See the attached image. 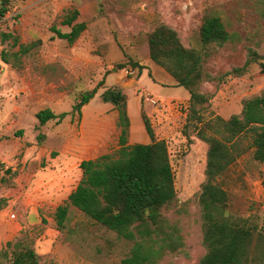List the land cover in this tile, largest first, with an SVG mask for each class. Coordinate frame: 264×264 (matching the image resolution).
<instances>
[{
    "label": "rangeland",
    "instance_id": "obj_1",
    "mask_svg": "<svg viewBox=\"0 0 264 264\" xmlns=\"http://www.w3.org/2000/svg\"><path fill=\"white\" fill-rule=\"evenodd\" d=\"M5 1L0 0V9L7 5L0 15V163L5 165L0 169V264L13 263L16 245L34 250L38 264H122L132 256L133 241L76 208H70L65 228L55 221L56 209L83 178L80 164L89 158L70 163L60 146L61 132L82 125L91 139L95 118L109 121V138L99 144L107 151L103 155L118 158V111L101 99L113 87L131 107L136 139L130 132L128 144L152 142L142 120V113L147 115L154 140L166 142L175 175V200L160 210L151 235L137 239H145L143 250L151 255L145 264H201L207 254L201 195L210 145L202 137L215 138L230 151L231 162L214 183L226 196L219 221L250 232L241 264H264V163L255 158L253 131L231 137L226 125L241 116L246 101L264 95V0ZM74 10L77 23L87 25L80 38L72 45L52 39L53 27L71 31L62 21ZM212 17L230 36L224 44L201 38ZM161 26L174 30L182 46L202 60L200 76L190 80L193 100L185 88L152 75L155 70L169 74L150 56V37ZM37 40L42 45L21 54L22 46ZM127 66L137 72L135 79L139 67L147 69L142 79L148 92L135 87ZM98 85L81 124L73 106ZM180 94L189 98L159 97ZM44 109L69 115L62 124L54 120L39 127L36 114ZM19 131L23 134L16 137Z\"/></svg>",
    "mask_w": 264,
    "mask_h": 264
},
{
    "label": "trees",
    "instance_id": "obj_2",
    "mask_svg": "<svg viewBox=\"0 0 264 264\" xmlns=\"http://www.w3.org/2000/svg\"><path fill=\"white\" fill-rule=\"evenodd\" d=\"M5 2L8 3L7 0ZM6 12L7 5H4L0 9V15H5ZM78 18L77 10L70 12L62 21V25L68 26L71 31L64 33L53 27L52 39L57 37L70 45L74 44L87 28L86 23H77ZM201 38L206 44H224L230 36L220 19L212 17L203 24ZM149 43L151 59L169 72L177 81V86L185 88L192 100L195 99L196 94L191 89L190 80L200 76L201 58L186 50L176 32L165 26L152 33ZM40 45L42 40L22 46L21 54H27ZM139 69L141 75L145 68ZM262 72L264 73V64ZM98 90L99 85L92 91L81 94L73 110L81 114L82 108L95 98ZM101 99L104 103L112 104L118 111V158L103 155L96 160L83 161L80 164L83 178L65 204L56 209L55 221L59 229L65 228L70 208H76L95 223L135 243L132 256L122 261V264L150 263L151 255L144 251L145 239H137L151 235L150 226L158 225L160 210L173 203L176 198L175 175L168 148L165 141L154 140L155 134L150 119L143 113V124L152 142L129 145L131 120L127 96L119 88L113 87L105 89ZM68 115H57L51 109H44L36 114V119L39 127H42L54 120L61 124ZM226 125L231 137L253 131L255 158L264 163V95L246 101L241 116H234ZM21 134L23 131H19L15 136L19 137ZM37 138L40 139L41 136L38 135ZM202 139L210 147L206 169L207 182L201 195L206 221L204 244L207 248V254L201 264H241L246 256L250 232L219 221L226 196L224 191L214 184L231 162L230 151L225 143L215 138ZM3 167L5 168V165L0 163V169ZM6 173L16 175L12 169H7ZM14 250L12 264H38L34 250L21 248L19 245H16Z\"/></svg>",
    "mask_w": 264,
    "mask_h": 264
},
{
    "label": "crops",
    "instance_id": "obj_3",
    "mask_svg": "<svg viewBox=\"0 0 264 264\" xmlns=\"http://www.w3.org/2000/svg\"><path fill=\"white\" fill-rule=\"evenodd\" d=\"M144 72L147 71V69L143 70ZM157 71V72H156ZM156 73L161 75L167 83H173L175 87H178L176 85V81L174 78L166 73L165 71H160V70H155L152 71V75L156 76ZM150 75V74H149ZM134 82L136 83L137 86L135 87H140L143 88L146 92L147 87L143 82L142 79V74L137 78L133 79ZM108 81V79H107ZM125 83V80H121L118 82V87L122 88V84ZM161 99H173V98H178V99H183L187 100L189 98V94H180V96L177 97H170V98H165L162 96H159ZM92 104V100L90 103L86 106H84L81 110V116H82V121L81 124L83 123V116L85 114L86 109H88L89 105ZM107 104V103H106ZM109 104V103H108ZM128 110H129V116L131 120V127H130V132L132 133L130 136L132 139H136L134 136V129H133V117L131 113V107L130 104H128ZM66 119V118H65ZM56 121V120H55ZM65 121V120H64ZM63 123V122H62ZM61 123V124H62ZM72 121H70L69 125H71ZM109 121L101 122L99 120V117L95 118L94 123L92 124L91 128V139L88 137L89 131H87L84 126L81 125L80 129H72L67 127L68 130H65L64 132H61V141H60V146L63 150V152L66 154L67 159L69 160L70 163H75L77 162L80 158H84L86 156H89L87 160H95L102 156L103 154H106V150L101 152L102 146L99 144L100 141H107L109 138L108 131L111 132L112 126L110 125ZM139 124V123H137ZM118 125V124H117ZM43 127V126H42ZM119 128V127H118Z\"/></svg>",
    "mask_w": 264,
    "mask_h": 264
},
{
    "label": "built area",
    "instance_id": "obj_4",
    "mask_svg": "<svg viewBox=\"0 0 264 264\" xmlns=\"http://www.w3.org/2000/svg\"><path fill=\"white\" fill-rule=\"evenodd\" d=\"M124 71H125L127 76H130L133 78L137 76V72L130 66L125 67Z\"/></svg>",
    "mask_w": 264,
    "mask_h": 264
},
{
    "label": "water",
    "instance_id": "obj_5",
    "mask_svg": "<svg viewBox=\"0 0 264 264\" xmlns=\"http://www.w3.org/2000/svg\"><path fill=\"white\" fill-rule=\"evenodd\" d=\"M116 71V69H114Z\"/></svg>",
    "mask_w": 264,
    "mask_h": 264
}]
</instances>
